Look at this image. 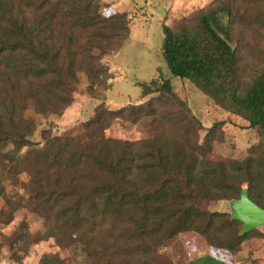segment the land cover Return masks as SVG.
I'll list each match as a JSON object with an SVG mask.
<instances>
[{
  "label": "trees",
  "instance_id": "trees-1",
  "mask_svg": "<svg viewBox=\"0 0 264 264\" xmlns=\"http://www.w3.org/2000/svg\"><path fill=\"white\" fill-rule=\"evenodd\" d=\"M213 2L174 26L161 24L160 52L171 77L256 134L242 158L224 161L211 159L224 123L213 122L200 139V122L162 79L135 83L142 102L115 110L103 94L86 95L92 108L80 133L41 131L34 149L28 110L65 119L83 80L95 93L109 79L101 60L121 48L130 22L125 12L105 15L97 0H0V226L15 213L43 226L34 236L21 221L20 231L0 235V250L8 246L17 262L51 238L60 251L77 246L88 264H173L169 244L181 234L230 256L260 237L211 207L244 192L264 211V0ZM219 14L223 36L210 21ZM143 119L154 129L142 139L105 135L115 120ZM39 264L64 261L44 254Z\"/></svg>",
  "mask_w": 264,
  "mask_h": 264
},
{
  "label": "rangeland",
  "instance_id": "rangeland-1",
  "mask_svg": "<svg viewBox=\"0 0 264 264\" xmlns=\"http://www.w3.org/2000/svg\"><path fill=\"white\" fill-rule=\"evenodd\" d=\"M213 1L108 0L111 3L109 8H112L115 13L128 11L130 15H126L130 23L129 33L123 45L113 56V59L111 58L112 60L108 59L109 57L102 58L101 60L102 64L103 61L107 64L111 60V65L119 67L115 75L108 73L109 79L115 78L118 82L103 81L101 84L98 83L96 92L91 93L85 87L88 80H81V85L72 96V103L66 112L65 119H59L54 116L42 117L35 114L32 109H29L26 115L32 118L35 124L34 131L29 137L33 148L39 149L42 146L41 131L50 130L53 134L63 132L69 135L79 134L81 122L89 116L92 108V103L86 98L87 96L93 95L99 98L102 94L105 96V93L110 90L111 98H117L121 104L126 103L128 105L135 103L140 94V89L135 83L143 82L148 84L151 81L162 79L170 82L174 92L186 103L192 115L200 122L202 126V130L199 132L200 139L204 135V129L210 127L213 122L222 121L224 123L222 127V142H214L212 144L211 159L213 161L242 158L245 155L246 149L257 143L256 134L247 128L244 120L216 107L207 96L202 94L188 81L171 77L160 52L162 40L161 24L174 26L182 17L189 16L198 10H206L210 3H215ZM233 1L237 2L239 0ZM103 2L105 1H98L101 7H103V13L105 15L112 14L108 5L106 6ZM222 2H225V0H222ZM210 21L212 28L220 36H223L225 16L219 14ZM109 83H112L111 87ZM153 129V126L148 123L147 119L140 120L136 124H130L123 120H115L107 129L105 135L121 140L136 141L148 136ZM5 148L8 149V144H5ZM17 188L15 186L9 187L7 189L8 195L15 198ZM228 205L226 202H217L211 209L217 212H230L231 210ZM2 207L3 204L0 202V208ZM25 215L29 216V214ZM21 221L27 223V230L30 234L40 236L43 233L42 221L40 219L30 220V218H25L24 220L21 213H15L10 224L0 226V235L9 237L12 233L20 231L19 224ZM257 230L260 237L249 240L247 247L241 252V257L247 264H261V261L264 259V226L258 227ZM188 235L197 239V242L193 244L195 249H201L204 246L203 241L198 236H194L193 234ZM181 236L185 237L186 235ZM169 253L173 264H185V259H183L185 258V254L178 238L174 245L169 244ZM44 254H58L60 259L64 261V264H88L77 246L74 245L65 251H60L54 245L51 238L31 245L28 254L17 262L11 258L9 247L6 245L2 246L0 250V264H39V259ZM225 254L226 259H230L228 257L229 254L226 252ZM199 263L216 264L206 259Z\"/></svg>",
  "mask_w": 264,
  "mask_h": 264
},
{
  "label": "crops",
  "instance_id": "crops-1",
  "mask_svg": "<svg viewBox=\"0 0 264 264\" xmlns=\"http://www.w3.org/2000/svg\"><path fill=\"white\" fill-rule=\"evenodd\" d=\"M97 1L100 2V0H97ZM103 1H105L103 3L106 6L108 5V8H109L111 3L108 2V0H103ZM109 10H111L112 14H116L112 8H109ZM121 12H125L128 16H130L128 11H121ZM121 12H119V13H121ZM131 24H133V22H131ZM134 25H135V23H134ZM112 59H113V57H112ZM110 61L107 63V72L115 75V73L117 72V69L119 67L111 65L112 63H110ZM107 81L118 82V80L115 78L108 79ZM109 84H110L109 86L111 87L112 83H109ZM110 87H109V89H110ZM105 98L106 99H105L104 104H105L106 109H108V110H115V109H118V108L126 105V103L121 104L117 100V98H111L110 97V90L107 93H105ZM140 102H142V101H139L137 99V101L134 104H138ZM66 115H67V113L65 114V116ZM226 212H229V211H226ZM187 234H191V233L181 234V235H186L185 237H182L181 235L178 236V240H180L181 247H182L183 252L185 254V256H184L185 258H183V259H185V261H184L185 264H198L199 262H201L204 259H206L212 263H216V264H247L245 262V260H243L241 257L242 253H239L236 256H230L229 255L228 257H230V259L228 258V260H227L226 259L227 257L225 256L226 254L224 251L208 248L204 244V242H203L204 246L201 249H198V248L195 249L193 244H195L197 242V239L195 237H191L189 235L187 236ZM261 264H264V259L261 261Z\"/></svg>",
  "mask_w": 264,
  "mask_h": 264
},
{
  "label": "water",
  "instance_id": "water-1",
  "mask_svg": "<svg viewBox=\"0 0 264 264\" xmlns=\"http://www.w3.org/2000/svg\"><path fill=\"white\" fill-rule=\"evenodd\" d=\"M229 207L231 217L242 224L241 233L264 226V211L248 201L244 192L238 200L230 203Z\"/></svg>",
  "mask_w": 264,
  "mask_h": 264
}]
</instances>
